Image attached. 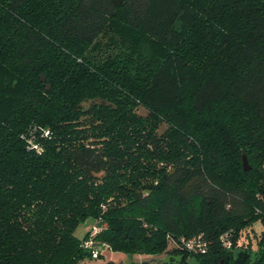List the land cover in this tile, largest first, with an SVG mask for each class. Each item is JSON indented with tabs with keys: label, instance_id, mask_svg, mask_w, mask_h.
<instances>
[{
	"label": "trees",
	"instance_id": "obj_1",
	"mask_svg": "<svg viewBox=\"0 0 264 264\" xmlns=\"http://www.w3.org/2000/svg\"><path fill=\"white\" fill-rule=\"evenodd\" d=\"M87 218L112 251L264 264V0H0V264L92 260Z\"/></svg>",
	"mask_w": 264,
	"mask_h": 264
},
{
	"label": "rangeland",
	"instance_id": "obj_2",
	"mask_svg": "<svg viewBox=\"0 0 264 264\" xmlns=\"http://www.w3.org/2000/svg\"><path fill=\"white\" fill-rule=\"evenodd\" d=\"M138 112L140 114H146V111L143 108H139ZM164 128L165 126L162 125V127L160 128V132H162ZM94 223L95 222L92 218H87L86 220L79 223V225L74 231V235L77 238L82 239L85 236L86 232L91 228V226L94 225ZM262 228H263V224L261 223V221L257 220L252 222L250 225L246 226L245 229L243 230V233L238 238H236L235 245L232 248L235 251H238L240 248L249 249L252 253L251 258H253L254 252L258 249V242L261 237ZM185 239H186L185 237L181 236L177 239L178 240L177 243L178 242L181 243ZM101 243H105V242H101ZM172 245H173V239L170 238L168 239V246L171 247ZM167 254L166 253L125 254L120 251H112L108 247H103L101 249L100 257L92 260L86 259L83 262H81V264H106L108 261H112L114 264H165L163 263V260ZM183 264H198V261L194 257L188 256L185 258V262Z\"/></svg>",
	"mask_w": 264,
	"mask_h": 264
},
{
	"label": "built area",
	"instance_id": "obj_3",
	"mask_svg": "<svg viewBox=\"0 0 264 264\" xmlns=\"http://www.w3.org/2000/svg\"><path fill=\"white\" fill-rule=\"evenodd\" d=\"M102 230V226L97 222L88 230V235L84 237L81 241V246L87 250L93 259H96L101 254V249L103 247H108L107 244L101 243L97 238V234ZM233 233L232 230H227L221 233L218 237L219 243L225 249H229L233 246ZM184 246L187 250L195 253H204L206 251L207 243L201 238V235H196L189 239L183 240L179 243ZM109 248V247H108Z\"/></svg>",
	"mask_w": 264,
	"mask_h": 264
},
{
	"label": "water",
	"instance_id": "obj_4",
	"mask_svg": "<svg viewBox=\"0 0 264 264\" xmlns=\"http://www.w3.org/2000/svg\"><path fill=\"white\" fill-rule=\"evenodd\" d=\"M41 80L44 82L45 78L42 75ZM46 88L49 89V85H46ZM242 165L244 170H249L250 165L248 164L247 158L244 154H242ZM183 258V255H175V254H167L163 260V263L165 264H180L181 260Z\"/></svg>",
	"mask_w": 264,
	"mask_h": 264
}]
</instances>
